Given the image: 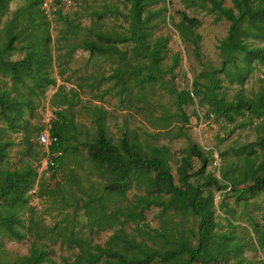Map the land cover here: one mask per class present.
Here are the masks:
<instances>
[{"label": "rangeland", "instance_id": "rangeland-1", "mask_svg": "<svg viewBox=\"0 0 264 264\" xmlns=\"http://www.w3.org/2000/svg\"><path fill=\"white\" fill-rule=\"evenodd\" d=\"M74 3V6L62 9V18L57 14L50 19L45 18L48 26L43 23L40 8L31 6V0H12L2 4L0 10L1 39L12 19H23L30 11L35 14L36 22L42 24V29L49 30L51 43L48 47L53 64L47 72L50 78L56 80V85L45 88L40 99L30 94L26 87H20L22 96L35 100L37 106L33 114H27L20 120L32 134L33 150H29L24 143L25 132L12 131L0 112V139H10L14 144L8 149L1 165L14 170L21 169L26 162L32 163L38 173L37 180L40 184H48L52 191L50 195L41 197L28 192V205L19 212L25 226L19 227L20 230L26 232V228L34 222L33 231L27 239L16 240L0 228V264H10L28 255L35 244L45 248L57 264L72 263L78 249L63 247L60 241H51L49 233L51 229L67 223L74 224L82 237L102 247L111 245L116 249H132L146 245L163 251L177 247L179 239L198 246L201 219L189 209L163 211L159 206H149V196L144 187H138L135 177L125 184L124 195L117 191L115 196L106 198L109 206L106 211L115 221L112 226H106L101 231L97 227L93 231L90 227H82L102 211L97 206L86 208L87 201L107 194L106 188L111 186L106 168L96 163L82 144L94 142L99 127L105 129L106 135L115 144L127 136L145 153H153L162 162L159 172L169 168L180 187L183 166L187 174H196L202 168V162L194 156L190 159L192 166L183 163V159L191 155V147L196 145L208 157V163L204 173L194 176L190 182L198 186H205L212 178L220 182L205 188L204 196L212 197L214 202V220L218 226L214 229L215 241L211 246L215 255L217 246H221L217 260L196 264H233L236 260L235 245H239L237 254L244 260L243 264H264V249L258 247L252 225V220L264 225V195L252 194L247 189L257 178L264 177V157L259 148H256L259 157L257 165L249 172L248 178L243 177L239 166L240 149L259 139L256 126L263 119L257 120L247 114L237 117L236 122L231 124L213 116L208 106L201 105L199 98H195L194 103L184 104L182 109L178 106L177 95L184 91L192 93L193 81L200 72L221 68L219 46L228 34L229 22L212 9L210 2L209 10H204L188 7L184 0H156L151 9L161 10V15L154 19L156 27L150 29L148 42L152 45L159 38H167L165 57L161 62L163 69L174 64L177 54L180 61L173 74L160 72L157 82H141V75L130 72L134 67L143 65L148 58L139 54L134 43L119 39L127 34L129 21L110 13L100 15L107 6L129 14L130 5L121 0H74ZM225 5L231 7L233 4L231 0H225ZM183 13L202 23L196 29L200 36L197 52L196 46L186 42L175 26ZM35 31L31 28L24 36ZM100 34L102 42L98 37ZM84 40L112 44L121 53L91 54L80 47ZM247 42L252 47H264V39H249ZM16 44L19 46L18 42ZM28 52L18 47L14 53L7 55V59L19 61ZM119 69L124 71L126 90H123L118 78L107 80ZM219 77L224 79V74L220 73ZM2 80V88H12L10 77ZM202 82L208 83L205 79ZM223 84L229 99L239 93L249 96L264 87V67L258 66L243 83ZM66 97L73 100V109L64 105ZM58 110H69V118L75 119L76 140L72 138L70 142L73 146L78 142L80 144L77 149H70L54 174L47 167L46 157H43L44 153L48 154V148L38 144L36 135L38 128H50ZM182 113L186 114L189 123L184 122ZM164 149L168 153H164ZM223 172L226 174L222 177ZM224 184L231 190H220L219 186ZM244 189L247 202L240 199L239 191ZM4 204V200L0 199V210ZM141 212L143 218L127 219L128 214L138 216ZM41 236L44 237L41 239ZM116 237L120 238L119 242L111 244ZM150 264L163 263L155 260Z\"/></svg>", "mask_w": 264, "mask_h": 264}, {"label": "trees", "instance_id": "trees-1", "mask_svg": "<svg viewBox=\"0 0 264 264\" xmlns=\"http://www.w3.org/2000/svg\"><path fill=\"white\" fill-rule=\"evenodd\" d=\"M12 0H0V10L2 4H8ZM125 4H129V14H125L118 8L114 9L110 6L105 7L100 15L110 13L121 16L129 21L130 28L127 34L119 39L122 42H132L136 46V50L148 60L143 65L134 67L130 72L132 75H141V82H157L160 79L159 73L173 74L174 69L178 66L180 56L174 57V64L167 69L161 67V62L165 57L167 47V38H159L152 45L148 42L150 29L156 27L154 19L161 15V10H152L151 5L156 0H121ZM188 7H196L209 10L208 2L213 6V10H217L220 15L229 22V29L226 38L221 41L219 46L220 57L222 59L221 68L214 71L203 70L200 72L192 85V93L184 91L180 92L178 97V106L180 109L183 105L190 102L194 103L195 98L200 99L202 106H208L213 116L224 119L228 123H235L237 117L249 115L257 120L263 119L256 126V131L260 134L256 142L244 145L239 152L240 168L244 178H248L249 172L257 165L259 148L264 157V87L258 92H253L249 96L239 93L229 99L227 93L224 92V82L230 85L234 83H243L247 76L250 75L258 66L264 67V47H252L247 40L264 39V0H231L232 6H226L225 0H184ZM31 6L40 8V0H31ZM4 7V6H3ZM41 10V8H40ZM42 12V10H41ZM28 13V11H27ZM62 9H58L56 14L61 16ZM43 23L48 26L45 21L47 18L43 12ZM179 24H175L182 38L186 42L196 46L198 51V43L200 36L196 33V29L201 26V21L197 18L188 17L181 14ZM27 21V24H26ZM34 28L36 31L25 35L27 31ZM100 41H103L102 34L98 35ZM27 41V44H23ZM18 45L17 46V43ZM93 40H84L81 44L83 50L91 52V54L100 53L107 54L109 52L120 54L119 49L112 44H102ZM51 43V35L49 30L42 29V24L36 22L35 14L30 11L24 17H16L12 19L5 29V36L0 38V112L7 121L10 129L14 132L24 131V143L29 150H33L32 134L24 127L20 120L27 114H33L37 106L35 100L30 97L24 98L21 94L20 87H26L30 94L40 99L48 86L56 85V80L48 75V68L52 67V53L49 51ZM18 47L28 50L22 60L10 61L7 55L14 53ZM143 69H145L143 71ZM224 74V79L219 74ZM10 77L13 81L11 89L2 88L3 78ZM118 78L125 87L124 71L119 69L114 76L107 80ZM208 83H203L202 80ZM14 93V95H13ZM64 105H69V109L74 108V102L65 98ZM69 112V110H68ZM68 112L58 110L55 117L51 121L49 128L52 137L57 138L52 146L48 148V154L44 153V158L49 155L50 164H47L49 170L54 174L56 169L62 165L64 156L70 153V149H77L79 142L73 146L70 140H76V123L74 118H69ZM185 123H189L185 113H182ZM45 127L37 129L38 139ZM1 135V131H0ZM38 142V141H37ZM39 144V143H38ZM90 153L92 159L101 166H104L110 175V187L106 188V193L94 196L87 201L86 208L100 207L102 211L96 213V216L89 224L82 227H90L93 231L94 227L101 231L106 226H112L115 221L112 216L107 213L109 208L106 202L107 197L115 196L117 191L125 194V184L129 183L134 177L138 182V187H144L149 196V206L156 205L163 211L168 209H189L195 216L201 219L198 228V246L194 247L190 241L184 239L178 240L177 247L168 250H155L154 248L143 246L132 249H116L110 247H102L94 245L89 238L82 237L75 230V225L67 223L63 227L53 228L51 233V241H60L61 246L70 249H78L75 259L68 264H150L155 260H160L163 264H196L198 262L209 263L217 260L221 254V246H217V254L212 250V244L215 241L214 229L218 224L214 220L213 198L205 197V188L210 187L213 183L220 182L216 178H212L205 183V186L194 185L190 180L194 176L204 173L208 157L196 145L190 149L191 155L183 159L186 166H192L190 163L191 156H194L202 162V168L196 174H187L186 170H180V183L182 187L175 183L171 170L168 168L165 172L160 173L159 168L161 160L153 153H145V151L131 143L127 136L119 143L115 144L106 135L105 129L99 127V133L94 142L82 143ZM14 145L10 139H0V199L5 204L0 210V228L12 238L16 240L27 239L32 233L34 222L31 223L23 232L19 227H25L20 218L19 212L25 210L29 202L28 192L35 190L37 197L50 195L48 184H40L38 181V173L33 168L32 163L26 162L21 169L11 170L9 167H3L1 162L4 161L8 149ZM40 145V144H39ZM168 153L166 149L163 151ZM45 158V160H46ZM37 161V158H35ZM156 173L155 177L152 175ZM226 172L222 173V177ZM40 186V187H39ZM41 190V192L38 190ZM220 190H231L225 184L219 186ZM252 194L261 193L264 195V177L257 178L255 183L247 188ZM154 192V193H153ZM246 189L240 190V199L246 202L248 198L245 196ZM32 194V195H34ZM31 196V195H30ZM143 218V212L138 216L128 214L127 219ZM234 226L232 222L229 223ZM253 232L258 239V247L264 249V225L252 220ZM44 236H41V239ZM227 239V236H223ZM120 238H113L112 243L119 242ZM235 245L234 253L236 260L233 264H243L244 260L237 254ZM212 258L209 259L208 258ZM10 264H57L56 261L49 257V252L36 244L32 246L28 255L15 259Z\"/></svg>", "mask_w": 264, "mask_h": 264}, {"label": "built area", "instance_id": "built-area-1", "mask_svg": "<svg viewBox=\"0 0 264 264\" xmlns=\"http://www.w3.org/2000/svg\"><path fill=\"white\" fill-rule=\"evenodd\" d=\"M74 5V0H40V8L43 14L49 19L56 14L58 9H63L64 7H72ZM37 141L41 146L49 148L55 142H57V138L52 137L49 128H46L44 131L41 132ZM45 161L47 164H50L51 160L49 155L47 156ZM31 192L36 193L37 188Z\"/></svg>", "mask_w": 264, "mask_h": 264}]
</instances>
